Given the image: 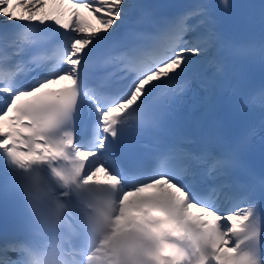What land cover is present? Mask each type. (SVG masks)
Masks as SVG:
<instances>
[{"label": "snow or ice", "instance_id": "1", "mask_svg": "<svg viewBox=\"0 0 264 264\" xmlns=\"http://www.w3.org/2000/svg\"><path fill=\"white\" fill-rule=\"evenodd\" d=\"M180 8L0 0V197L20 203L0 264H264V83L225 59L264 65V40L226 42L207 0ZM189 93L195 124L176 116ZM221 103L259 115L228 137Z\"/></svg>", "mask_w": 264, "mask_h": 264}, {"label": "bare ground", "instance_id": "2", "mask_svg": "<svg viewBox=\"0 0 264 264\" xmlns=\"http://www.w3.org/2000/svg\"><path fill=\"white\" fill-rule=\"evenodd\" d=\"M214 0H207V2H209V3H212ZM2 19H5V18H3V17H1Z\"/></svg>", "mask_w": 264, "mask_h": 264}, {"label": "clouds", "instance_id": "3", "mask_svg": "<svg viewBox=\"0 0 264 264\" xmlns=\"http://www.w3.org/2000/svg\"><path fill=\"white\" fill-rule=\"evenodd\" d=\"M53 238H55V236Z\"/></svg>", "mask_w": 264, "mask_h": 264}]
</instances>
